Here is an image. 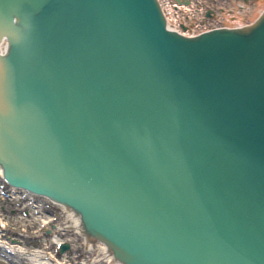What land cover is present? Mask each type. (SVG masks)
I'll return each mask as SVG.
<instances>
[{
	"label": "water",
	"instance_id": "obj_1",
	"mask_svg": "<svg viewBox=\"0 0 264 264\" xmlns=\"http://www.w3.org/2000/svg\"><path fill=\"white\" fill-rule=\"evenodd\" d=\"M0 168L121 264H264V11L186 36L158 0H0Z\"/></svg>",
	"mask_w": 264,
	"mask_h": 264
},
{
	"label": "built area",
	"instance_id": "obj_2",
	"mask_svg": "<svg viewBox=\"0 0 264 264\" xmlns=\"http://www.w3.org/2000/svg\"><path fill=\"white\" fill-rule=\"evenodd\" d=\"M164 1V0H163ZM166 3V14L169 17L170 20H173L171 16L174 15V11L171 10L173 8L174 3L171 2V0H165ZM190 7L179 5L178 10L180 13L186 12V15L184 17L189 18L192 11H189ZM214 24L212 21L207 23L205 28L207 26H211ZM202 26V25H200ZM1 180V179H0ZM0 202L1 206L3 208H15L16 211L19 213H23V215H17L18 220H24V221H43V204L41 200L38 198H35L33 195L26 193V192H17L14 189L10 187H6L2 181H0ZM5 205V206H4ZM3 212V211H2ZM5 214V213H3ZM23 222V221H22ZM3 216L0 214V244L2 243L1 236H4L5 233L2 230V227L4 226Z\"/></svg>",
	"mask_w": 264,
	"mask_h": 264
},
{
	"label": "bare ground",
	"instance_id": "obj_3",
	"mask_svg": "<svg viewBox=\"0 0 264 264\" xmlns=\"http://www.w3.org/2000/svg\"><path fill=\"white\" fill-rule=\"evenodd\" d=\"M167 1V0H166ZM189 1V4H190V6H191V8H189V9H191V10H189V11H192L191 12V14L192 15H194L197 19H198V21H196L195 23L193 22V21H190L189 22V20H188V18H186V17H184L185 15H186V12L184 11L183 13H180L179 12V10H178V6H177V9H175V8H172L171 10H173L174 11V16H171L172 18H173V20H170L169 19V17H168V23H169V25L172 27V28H174V29H176L178 32H180V33H184V31L186 32V34L188 35L189 33H191V30H193L194 28H193V26L194 27H198L200 24H201V20L202 21H206V23L205 24H203L202 25V30L205 28V26L207 25V23H209L210 21H212L213 19L215 20L216 19V17H217V23H218V21H219V19H218V17L220 16V13H223V12H225V9H223V8H219V9H213V8H204V6H202L201 4H200V2H199V4L200 5H196L197 3H195L193 0H188ZM201 1V0H200ZM246 4H248L250 1H252V0H243ZM158 2H159V4H160V7H161V9H162V11H163V14H164V16H165V18H167V16H166V3H165V0L163 1V0H158ZM198 2V1H197ZM178 3V2H177ZM179 4H181V5H183L184 4V1H181ZM186 6H187V4H185ZM185 6V7H186ZM198 7V8H197ZM241 8H243V7H241ZM204 9H209V10H206V11H208L209 12V14L210 15H207V12H205L204 11ZM192 15H190V17H192ZM251 21V20H250ZM192 24H194L193 26H192ZM219 25H220V23H218ZM223 25H225V26H229V27H233V26H235L236 24L235 23H233V24H223ZM211 29H214L213 27L211 28ZM194 31V30H193ZM193 33V32H192ZM189 36H193V35H189ZM5 206V205H4ZM1 208H3L2 206H1V202H0V214H1V216H3V218H4V220L6 221V219H5V216H4V214L3 213H8V209H6V208H3V212H2V210H1ZM68 212V211H67ZM42 219H44L45 220V218H43L42 217ZM47 220H49V219H47ZM40 221V220H39ZM43 224V223H42ZM62 227H64V228H66V223H63L62 224ZM78 231H80L79 229H78ZM26 232V231H25ZM81 232V231H80ZM20 234H24V230H20ZM82 238V237H81ZM19 243H21V240H19L18 241ZM0 246H1V244H0ZM20 247H24V244L23 243H21V246ZM23 251V250H22ZM27 252V251H26ZM106 255H107V259L109 260H111V262H113V264H121V263H119V262H117V261H115L114 259H113V257H112V255L111 254H109L108 255V253L106 252ZM44 264H48L47 262H43ZM32 264H33V262H32ZM36 264V263H35ZM38 264H40V263H38ZM56 264V263H55ZM57 264H60L59 262H57Z\"/></svg>",
	"mask_w": 264,
	"mask_h": 264
},
{
	"label": "rangeland",
	"instance_id": "obj_4",
	"mask_svg": "<svg viewBox=\"0 0 264 264\" xmlns=\"http://www.w3.org/2000/svg\"><path fill=\"white\" fill-rule=\"evenodd\" d=\"M199 2L204 8L225 9V12L220 13L218 17L220 25L224 23L241 25L246 20H253L258 13L264 10V0H252L248 4L243 0H196L197 4ZM0 264L7 263L0 261Z\"/></svg>",
	"mask_w": 264,
	"mask_h": 264
},
{
	"label": "flooded vegetation",
	"instance_id": "obj_5",
	"mask_svg": "<svg viewBox=\"0 0 264 264\" xmlns=\"http://www.w3.org/2000/svg\"><path fill=\"white\" fill-rule=\"evenodd\" d=\"M62 232V231H61ZM46 247H48L49 249H51L53 252H55L54 251V246L52 245V244H48V245H46ZM77 249V248H76ZM76 251V250H75ZM91 254H92V252H89V255H88V257L90 258L91 257ZM55 255L57 256V257H61V255L59 254V253H55ZM71 256H69L68 257V259H72L73 261L74 260H80L81 259V256H80V253H77L75 256H73V254H70ZM60 263V262H59ZM61 264V263H60ZM78 264H82L81 262H79ZM83 264H92L91 262H89V263H83Z\"/></svg>",
	"mask_w": 264,
	"mask_h": 264
}]
</instances>
